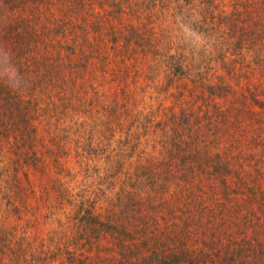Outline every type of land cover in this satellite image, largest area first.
Returning <instances> with one entry per match:
<instances>
[{
  "label": "rangeland",
  "instance_id": "374dc122",
  "mask_svg": "<svg viewBox=\"0 0 264 264\" xmlns=\"http://www.w3.org/2000/svg\"><path fill=\"white\" fill-rule=\"evenodd\" d=\"M24 1L29 8L34 3L37 18L39 42H32L31 51L45 64L29 66L22 93L27 95L29 87L31 96L39 94L46 104L41 118L33 120L34 148L11 139L17 145L11 150L7 139L0 141V177L5 179L11 159L32 154L50 162L49 148L58 166L46 174L26 169L34 183L30 187L23 179L28 208L20 224L12 214L10 225L28 228L27 236L53 227L61 232L55 234L53 264H77L72 256L81 254L85 264H117L107 239H81L79 195L106 219L109 202L103 200L120 186L111 151L121 149L135 160L138 139L161 149L183 129L202 159L211 163L206 155L220 153L240 175H229L232 186L226 189L219 178H206L201 202L193 195L183 223L173 217V203L158 209L161 229H168L163 232L166 263L264 264V21L254 23L245 9H235L245 0ZM7 3V11L13 9L8 24L30 13L16 10L20 0ZM7 40L18 42V37ZM57 91L62 100L55 99ZM52 99L57 111L48 107ZM93 110L105 120V133L98 137L108 136L103 155L109 156L88 167L81 153L95 137L85 136L83 122ZM108 126L118 134H110ZM125 165L128 172L132 165ZM34 195L45 208L37 210ZM98 252L110 259L98 262Z\"/></svg>",
  "mask_w": 264,
  "mask_h": 264
},
{
  "label": "trees",
  "instance_id": "16d2710c",
  "mask_svg": "<svg viewBox=\"0 0 264 264\" xmlns=\"http://www.w3.org/2000/svg\"><path fill=\"white\" fill-rule=\"evenodd\" d=\"M20 1V5L15 6L16 10L23 11L26 8L27 11L30 10L29 15L18 14L17 11L18 16H14L11 23L8 24L13 9L7 11L10 4L7 3V0H0V61L4 60L5 55H8L25 81L24 73H30L29 66H38L40 59L31 50L34 46L32 42L38 43L39 41L36 40L37 32L33 26L37 20L34 13V3L29 8L26 7L24 0ZM36 1L34 0V2ZM245 1H242L241 5H236L235 9H245V14L254 18V23L264 21V14L261 13L264 11V0ZM12 35H17L18 42L7 40ZM40 61L41 64H45L43 60ZM4 83L0 81V141H3L4 138L7 139L10 147H12L11 150L17 146L11 143V139L22 141L23 145L21 146L30 150V147L34 148V144L37 145L38 137V129L33 124V120L41 118V104L45 103V100L39 94L31 96L32 93L30 92L32 91L29 87L27 88V98L26 93L14 91ZM26 86L27 82L25 81L23 88ZM57 92L55 99L62 100V91ZM48 104V107L57 111L58 108L54 99ZM84 118L83 124L87 130L85 136L95 137L85 145L86 147L81 153L82 162L89 167L90 162L108 160L107 156L109 155L104 156L103 154L106 151L104 141H109V138L106 137V134L103 135V140L102 137H98L105 133L103 129L105 128V120H102L100 112L93 110L91 113L90 111ZM87 125L100 127L98 130H90ZM108 127L112 129V127ZM79 128L81 129L80 126ZM113 131V129L109 130L110 134H118V132ZM56 139L57 137H55V141H57ZM186 139L189 137L183 129L177 133L172 142L162 145L161 149H158L157 146L150 148L148 142L143 143V138L138 139L139 150L136 148L138 153H136L137 159L135 160H132L133 155L122 154L121 149L115 153L111 151L110 155H114L112 165L115 160L114 166H116L114 168L115 179H117L116 182L120 183V186L114 196L109 197V199L106 197L103 200V203L104 201L109 202L107 209L110 216H104L106 219H102L103 216L96 214V208L92 206V202L90 203L89 199L79 195L78 203L75 204L77 206L75 211L77 221L82 226L81 239L85 240V243L90 242L92 238L104 237L107 239L113 247L111 253L114 255L117 264H167L165 253L169 250L163 248L165 246L163 232L168 229H161L162 223L159 221V216L163 213H156L158 209L164 205L166 208H170L171 203H173L175 209L171 210L172 215L176 218L179 217L182 222L190 208L193 195L198 204L201 202V196L206 191L201 185L206 178H219L218 180L226 189V187L232 186L228 176L234 177V174H237L239 178L240 175L235 173L234 169H230L232 166L222 159L220 153L206 155L211 157V163L206 161L210 159H202L200 153L192 150V141ZM57 144L58 142L55 145ZM47 154L50 160L48 163L43 158L32 154L17 160L11 159L8 170L5 172L7 173L5 179L0 177V264H53L51 256L57 253L55 252V234L61 232H57L53 227L49 231L41 229L35 235L27 236V233L29 234L28 228L17 230L15 224L10 225L12 214L18 215L19 219L16 223L20 224L24 212L28 208L23 203L29 200L26 198L28 189L25 183L23 184V179L27 180L26 183L30 187H33L32 184L34 183H32L30 174L26 169L33 168L36 171L35 174H46L47 171H53L52 166H58L54 148L47 149ZM52 155H54L53 158ZM128 162L131 163L132 168L128 172H124L125 164ZM196 169L200 171L197 172ZM71 172L65 173L69 177L72 176ZM84 177H86L85 180L88 178V176ZM113 177L114 174L110 176V178ZM40 182L43 183L44 181ZM111 183L113 182L111 181ZM3 184L5 185L3 186ZM62 186L67 187L66 185ZM83 187L80 186L79 188L82 189ZM190 187L195 188L188 192ZM111 192L113 193V191ZM33 198L38 203L35 195ZM95 198L99 199L100 196L95 195ZM93 201L96 200L93 199ZM143 206L146 211L142 210ZM37 207V210L45 208L39 203ZM171 211L167 209L169 214ZM48 220L50 219L45 221ZM187 229L185 224L183 231L185 230L187 233ZM204 246L206 245L204 244ZM72 257L77 258V264H85L84 255L81 254L80 258L77 255ZM95 257L98 262L110 259V256H104L100 252Z\"/></svg>",
  "mask_w": 264,
  "mask_h": 264
},
{
  "label": "clouds",
  "instance_id": "9594fccd",
  "mask_svg": "<svg viewBox=\"0 0 264 264\" xmlns=\"http://www.w3.org/2000/svg\"><path fill=\"white\" fill-rule=\"evenodd\" d=\"M0 80H3L14 91H23L25 81L8 55L0 61Z\"/></svg>",
  "mask_w": 264,
  "mask_h": 264
}]
</instances>
